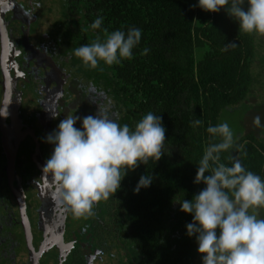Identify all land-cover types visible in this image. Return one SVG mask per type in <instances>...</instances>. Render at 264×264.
<instances>
[{"label":"trees","instance_id":"16d2710c","mask_svg":"<svg viewBox=\"0 0 264 264\" xmlns=\"http://www.w3.org/2000/svg\"><path fill=\"white\" fill-rule=\"evenodd\" d=\"M62 1L65 18L78 24L72 35L67 34L68 26L65 29L73 49L98 36L103 39L104 29L125 33L130 27L141 29L131 59L111 66L101 61L93 71L106 82L124 124L134 128L152 112L166 129L161 159L140 164L122 180L129 211L126 229L139 252L154 264H195V236L186 234L192 215L182 212L178 204L177 214L170 216L171 200L174 196L179 202L191 199L205 187L193 183L197 167L208 144L219 142L207 127L219 124L224 110L246 107L251 89L264 88V56L258 52L264 43L258 33L239 31L238 22L223 8L213 13L195 7L198 0ZM100 16L101 28L91 29ZM229 43L237 46L223 50ZM145 48L149 51L142 54ZM195 119L203 123L194 126ZM244 137L237 139L238 145ZM247 138L253 139L251 133ZM257 146L245 143L239 150L222 152L221 162L230 167L229 156H237L247 170L264 179V144ZM144 174L153 177L152 183L134 193ZM170 223L179 229L173 249L163 239L169 237Z\"/></svg>","mask_w":264,"mask_h":264},{"label":"flooded vegetation","instance_id":"af4514ba","mask_svg":"<svg viewBox=\"0 0 264 264\" xmlns=\"http://www.w3.org/2000/svg\"><path fill=\"white\" fill-rule=\"evenodd\" d=\"M35 3L42 7L39 0H0L5 30H0V264H29L35 259L39 264H154L129 239L122 181L112 197L94 205V215L83 219L57 203L54 183L43 176L54 147L46 135L64 117L82 119L103 107L111 119L121 125L124 121L106 82L73 55L67 34L72 35L78 24L63 12L50 27L38 24ZM259 39L264 43V35ZM258 52L264 56V48ZM252 97L257 109L247 114L239 146L251 143L259 149L257 144H264V88L251 89L248 104ZM257 116L260 126L253 122ZM75 126L80 127L79 120ZM249 126L253 129L245 132ZM249 133L253 139L247 138ZM178 204L174 196L170 216L177 214ZM255 211L264 219V208ZM173 226L169 224V237L163 238L172 249L179 237ZM195 264H201L200 254Z\"/></svg>","mask_w":264,"mask_h":264},{"label":"clouds","instance_id":"9594fccd","mask_svg":"<svg viewBox=\"0 0 264 264\" xmlns=\"http://www.w3.org/2000/svg\"><path fill=\"white\" fill-rule=\"evenodd\" d=\"M244 4L245 0H198L195 7L213 13L223 8L238 22L239 31L264 35V0H246V9ZM39 7V3L34 4V8ZM26 15L31 17L30 12ZM102 23L100 16L89 27L99 29ZM140 40L139 28L130 27L126 33L104 29L103 39L98 36L76 47L73 55L89 69H97L101 61L111 66L131 59ZM236 46L225 44L223 50ZM148 51L145 48L142 54ZM78 120L79 128L75 126ZM253 122L260 126V117ZM192 123L199 126L203 122L195 119ZM206 131L213 140L219 137V142L208 144L197 167L193 183L205 187L179 202L180 210L192 215L186 234L195 236L201 264H264V219L255 211L264 208V179L247 170L237 157L229 156L230 167L221 162L222 152L240 149L227 122L210 125ZM165 132L161 117L152 112L134 128L111 119L103 107L82 119L64 117L46 135V142L54 147L42 168L43 176L54 183L59 205L74 218L90 217L94 205L112 197L129 171L161 159ZM152 179L149 174L141 175L134 193L150 186Z\"/></svg>","mask_w":264,"mask_h":264},{"label":"rangeland","instance_id":"374dc122","mask_svg":"<svg viewBox=\"0 0 264 264\" xmlns=\"http://www.w3.org/2000/svg\"><path fill=\"white\" fill-rule=\"evenodd\" d=\"M42 3V7L37 9V13L39 18L42 21L43 25L46 27H50L51 23H56V21L61 20V15L63 12V1L62 0H39ZM47 21L49 23L47 24ZM49 28H47L48 30ZM248 101H252L251 104H247L246 107L240 108L235 111H227L224 110L219 118V123L227 122L231 129L234 132L235 138L240 137L244 133V129L247 126V114L253 109H257V105H254L253 97ZM249 111V112H247ZM252 115V113L250 114ZM249 129H253L252 127L247 128L245 132ZM250 211H252L250 209ZM85 219V218H83Z\"/></svg>","mask_w":264,"mask_h":264},{"label":"water","instance_id":"95a60500","mask_svg":"<svg viewBox=\"0 0 264 264\" xmlns=\"http://www.w3.org/2000/svg\"><path fill=\"white\" fill-rule=\"evenodd\" d=\"M0 30H1V31H5L3 25L1 26V13H0ZM30 258H31V257H30ZM33 262H34V264H39L37 259H35ZM33 262H32V263H33ZM32 263H29V264H32Z\"/></svg>","mask_w":264,"mask_h":264}]
</instances>
